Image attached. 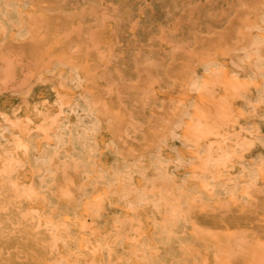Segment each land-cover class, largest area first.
I'll return each mask as SVG.
<instances>
[{
  "label": "rangeland",
  "instance_id": "1",
  "mask_svg": "<svg viewBox=\"0 0 264 264\" xmlns=\"http://www.w3.org/2000/svg\"><path fill=\"white\" fill-rule=\"evenodd\" d=\"M2 1L0 128L9 130H2L8 145L0 158H10L7 172H81L71 129L84 113L59 106L81 93L95 101L120 156L142 165L166 149L177 157L183 134L194 137L196 123H208L213 130L199 142L215 156L219 143L232 150L237 141L253 142L241 158L263 157L261 179L245 198L198 199L191 220L223 245L216 264H264V146H255L264 143V103L252 98L264 74L257 66L264 64V0ZM51 119L66 123L52 131L63 143L48 162H33L55 141L38 129ZM19 140L26 149L15 146ZM187 150L192 161L193 146ZM231 161L221 173H235ZM159 184L179 200L173 185Z\"/></svg>",
  "mask_w": 264,
  "mask_h": 264
},
{
  "label": "bare ground",
  "instance_id": "2",
  "mask_svg": "<svg viewBox=\"0 0 264 264\" xmlns=\"http://www.w3.org/2000/svg\"><path fill=\"white\" fill-rule=\"evenodd\" d=\"M257 66L264 68L260 59ZM73 76L79 77L74 68ZM237 94L246 98L240 88ZM257 94L252 98L264 103V74ZM59 104L60 112L67 105L75 114L84 113L71 129L83 168L75 175L10 173L4 165L10 158H0V264H216L223 245L198 230L191 211L200 198L246 197L249 186L261 179L263 157L241 158L253 142L237 141L232 150L219 143L215 156L211 145L199 142L213 127L198 121L194 137L183 134L177 157L166 149L142 165L120 156L111 127L88 94H79L72 104L59 99ZM9 123L24 130L15 120ZM65 128L57 119L38 126L55 141L45 143L44 156L33 162L50 160L63 143L52 131ZM3 129L9 130L0 128V146L8 145ZM189 145L192 161L184 158ZM15 146L26 149L27 144L19 140ZM255 146L263 152L264 143ZM229 161L235 173H221ZM176 167L184 171L172 176ZM161 180L173 185L178 201Z\"/></svg>",
  "mask_w": 264,
  "mask_h": 264
}]
</instances>
